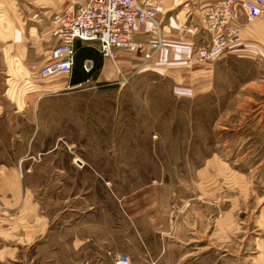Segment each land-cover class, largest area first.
I'll return each mask as SVG.
<instances>
[{
  "label": "rangeland",
  "instance_id": "obj_1",
  "mask_svg": "<svg viewBox=\"0 0 264 264\" xmlns=\"http://www.w3.org/2000/svg\"><path fill=\"white\" fill-rule=\"evenodd\" d=\"M83 1L0 0V104H7L0 113V161L13 147L26 158L10 173L0 169V264H77L60 240L48 248L47 234H38L39 240L31 234L32 204L40 215L61 210L53 203L50 182L57 178L51 172L67 160L42 154L48 150L91 156L87 161L99 164L101 179L88 175V181L102 182L116 195L146 184L166 187L177 234H160L158 252L173 251L174 264H264V50L224 54L208 77L199 68L208 62L187 59L197 67L181 88L164 70L141 64L143 71L116 82L46 92L38 110L30 105L31 93L5 95L8 54L25 49L43 64L56 42L50 34L56 18ZM154 1L164 8L162 26L172 24L180 38L194 31L205 44L207 0ZM23 101L28 109L11 111L10 102ZM26 181L33 190L21 193L19 183Z\"/></svg>",
  "mask_w": 264,
  "mask_h": 264
},
{
  "label": "crops",
  "instance_id": "obj_2",
  "mask_svg": "<svg viewBox=\"0 0 264 264\" xmlns=\"http://www.w3.org/2000/svg\"><path fill=\"white\" fill-rule=\"evenodd\" d=\"M211 1L207 0L204 3V9ZM4 19V12H0V21L2 22ZM202 22L205 28L203 18ZM235 24L240 27L242 41L237 48L228 53H236L237 56L245 57L256 53L255 51L264 50V13L252 22H246L244 16L239 15ZM171 26L172 24H163L162 48L153 56L150 64L153 68L164 70L165 75L170 76L174 84L176 83V86L181 88L185 82L190 81L196 70L195 67H197L189 65L188 55L192 51L193 45L196 44L198 47L203 43H198L196 36H193L194 31L189 32L190 30H186L182 38L178 37L177 29ZM138 32L136 35L138 40L151 39L149 33L141 35L142 31ZM73 49L74 56L70 73L59 79L42 83L35 74V71L42 65L40 61H37L32 55H26L25 49L14 47L4 60L10 59L8 63L11 66L10 68L8 65L5 67L6 87L3 93L6 95V92L11 90L13 97L31 93L35 97H32L30 105L32 109L38 110L44 95H47L46 92L78 87L89 82L112 83L143 71L142 59L138 53H116L113 58H102L95 42H79L77 40L73 43ZM253 50L255 51L253 52ZM48 51L49 49L46 51V56ZM86 60L92 62L93 67L90 72L82 70L81 65ZM204 64L206 63L199 64L201 65L199 68H206L208 77L212 62L207 63L208 66ZM15 70L20 72L19 75ZM188 83L190 84V82ZM201 87L208 88L206 83ZM189 91H191L190 87ZM19 104L20 106H17ZM28 104L24 101L10 102L9 106L12 112H17L28 109ZM6 106L5 103L0 104V113ZM8 121H10L9 127H16L15 122ZM29 123L32 122L29 121ZM10 139L12 138L10 137ZM16 141L15 138L14 143ZM42 154L53 155V157L59 155L67 160L55 163L51 172L52 177L57 178V181L50 182L54 185L51 190L56 192L57 197L53 203L56 201L60 203L61 210H58L52 217L40 215L37 208L35 209L36 204H32L29 217L32 226L31 234H47L45 244L48 248L59 247L60 240L62 246L70 251L71 259L68 260L72 263L112 264V257L117 253H123L130 258L133 264H150L149 260L154 264H174L175 254L173 251L162 256L158 252L160 246L158 240L162 237L160 234H177L176 221L170 220L167 211L169 202L165 193L166 187L155 183L146 184L116 195L107 186H104V183L88 181L101 179L97 174L99 164L91 163V165L87 161L92 158L91 156L71 155L50 150L42 152ZM3 158L7 160L0 161V169H5L7 173L17 170V162H19V168L20 163L26 159L21 154L17 155L14 147L11 148L10 154L4 155ZM74 158H78L82 165L74 161ZM94 158H99V156H94ZM12 159L14 162H11ZM84 165L88 166L93 173H86ZM29 169L35 170L32 162ZM27 180L29 181V179ZM28 181L19 183L21 193L24 189L33 190V186ZM55 182L57 183L54 184ZM37 237L39 240V235ZM152 247L154 248L152 249Z\"/></svg>",
  "mask_w": 264,
  "mask_h": 264
},
{
  "label": "built area",
  "instance_id": "obj_3",
  "mask_svg": "<svg viewBox=\"0 0 264 264\" xmlns=\"http://www.w3.org/2000/svg\"><path fill=\"white\" fill-rule=\"evenodd\" d=\"M164 9L148 0H84L74 10L68 9L56 18L50 34L55 43L49 48L44 63L35 71L39 80L67 76L73 62V43L95 42L102 58L116 53H138L141 64L150 68L153 56L161 49V16ZM264 13V0H212L203 11L208 38L188 57L193 62H213L233 51L241 43L239 15L252 22ZM150 34V40L136 35ZM90 72L92 62L81 65ZM78 163V162H77ZM79 165H82L80 162ZM112 264H133L123 253L112 257Z\"/></svg>",
  "mask_w": 264,
  "mask_h": 264
},
{
  "label": "bare ground",
  "instance_id": "obj_4",
  "mask_svg": "<svg viewBox=\"0 0 264 264\" xmlns=\"http://www.w3.org/2000/svg\"><path fill=\"white\" fill-rule=\"evenodd\" d=\"M77 162H81L79 159H77Z\"/></svg>",
  "mask_w": 264,
  "mask_h": 264
},
{
  "label": "trees",
  "instance_id": "obj_5",
  "mask_svg": "<svg viewBox=\"0 0 264 264\" xmlns=\"http://www.w3.org/2000/svg\"><path fill=\"white\" fill-rule=\"evenodd\" d=\"M73 56H74V49H73ZM72 64H73V62H72Z\"/></svg>",
  "mask_w": 264,
  "mask_h": 264
}]
</instances>
